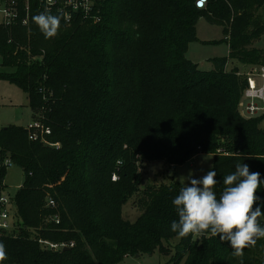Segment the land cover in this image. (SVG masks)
Wrapping results in <instances>:
<instances>
[{"label":"trees","instance_id":"trees-1","mask_svg":"<svg viewBox=\"0 0 264 264\" xmlns=\"http://www.w3.org/2000/svg\"><path fill=\"white\" fill-rule=\"evenodd\" d=\"M196 1L93 0L70 21L59 12V34L45 39L31 19L45 7L33 0L29 24L0 29V79L26 92L51 129L48 143L30 139L23 125L0 130V153L25 173L13 197L15 227L0 228V264H123L170 254L165 243L179 237L172 200L183 184L145 180L142 162L182 165L211 153L218 197L237 163L264 179V113H240L247 78L238 65L227 69L264 66V48L254 46L264 35V0ZM202 17L223 27L230 48L210 59V70L187 57ZM257 195L264 201V184ZM134 196L141 213L132 221L124 206ZM41 240L74 245L52 249ZM232 251L219 237L189 235L166 264H264V238L242 258Z\"/></svg>","mask_w":264,"mask_h":264},{"label":"clouds","instance_id":"clouds-1","mask_svg":"<svg viewBox=\"0 0 264 264\" xmlns=\"http://www.w3.org/2000/svg\"><path fill=\"white\" fill-rule=\"evenodd\" d=\"M45 39L59 34L62 15L52 14L47 8L32 16ZM216 171L210 169L201 178L188 177V183L172 200L178 220L171 223V231L179 237L191 235L219 237L231 247L232 255L243 257L244 249L254 247L257 240L264 238V201L257 193L264 184L259 171H251L246 163H237L235 171L223 177V191L215 192ZM259 202V203H258ZM7 259V250L0 242V262Z\"/></svg>","mask_w":264,"mask_h":264},{"label":"rangeland","instance_id":"rangeland-1","mask_svg":"<svg viewBox=\"0 0 264 264\" xmlns=\"http://www.w3.org/2000/svg\"><path fill=\"white\" fill-rule=\"evenodd\" d=\"M1 20V15H0ZM198 41L192 42L189 45L187 57L196 62L203 70H210L213 68V63L210 58L222 57L229 55V45L224 40L225 34L223 27L209 23L204 17L200 18L197 24ZM218 42H213V41ZM254 46L264 48V35L254 42ZM2 57L0 55V69H7L1 66ZM238 62L230 63L227 69L238 65ZM238 66L241 73L249 67ZM38 120L29 106L28 94L24 92L19 86L8 80L0 79V130L9 124H17L26 126L31 121ZM264 125V121L262 123ZM214 155L211 153H199L194 158L188 160L182 165H170L163 161L142 162L140 164V171L143 173L145 180L152 183L170 182L175 179L182 183H188V177L199 179L205 175L210 169H213ZM4 177L5 186L0 188V196L4 195L13 198L23 184L25 179L24 170L13 163L8 169ZM183 184V183H182ZM8 211V222L12 224L9 231H12L17 222V209L14 202L11 200L5 207ZM3 207L0 203V223L1 211ZM141 211L138 209L137 198L134 196L124 206V217L135 220ZM264 225V218L261 219ZM179 241V237L166 242V247L170 254L162 255L159 251L153 254H143L141 256H129L123 264H166L171 255L174 253V246Z\"/></svg>","mask_w":264,"mask_h":264},{"label":"built area","instance_id":"built-area-1","mask_svg":"<svg viewBox=\"0 0 264 264\" xmlns=\"http://www.w3.org/2000/svg\"><path fill=\"white\" fill-rule=\"evenodd\" d=\"M33 0H0V29L2 27H11L15 24L22 23L23 25L29 24L31 5ZM41 6H44L49 11L59 10L64 14L67 21H70L74 13L84 11L88 14L91 11L93 0H38ZM208 0H197L196 5L199 8H205ZM95 21L99 22L100 18L95 17ZM247 78V85L243 91L242 98L239 103V111L246 118H251L264 113V66L263 65H250L249 69L243 73ZM29 130V137L32 140H41L48 143L46 136L51 134V129L43 125L39 120H34L25 126ZM59 147V143H53ZM14 161L11 157L0 153V188L6 184L4 177H1V172L8 169ZM118 177L114 175L113 179ZM13 201V198L1 195L0 203L2 204L1 223L0 228L9 230L12 224L8 222V211L5 208L8 203ZM49 205L54 206V200H49ZM56 221L59 222L58 217ZM41 242L49 245L52 249H59L71 247L74 242L68 243H54L46 240Z\"/></svg>","mask_w":264,"mask_h":264},{"label":"crops","instance_id":"crops-1","mask_svg":"<svg viewBox=\"0 0 264 264\" xmlns=\"http://www.w3.org/2000/svg\"><path fill=\"white\" fill-rule=\"evenodd\" d=\"M210 59H212V58H210ZM210 59H209V60H210ZM210 62H211V61H210ZM232 63H234V62H232ZM229 64H230V63H229ZM229 64H228V65H229ZM238 66H240V65L238 64ZM243 67H250V66L242 65V68H243ZM227 68H228V66H227ZM240 68H241V66H240ZM248 69H249V68L245 69V72H246ZM194 157H195V156H194ZM194 157H193V158H194Z\"/></svg>","mask_w":264,"mask_h":264},{"label":"water","instance_id":"water-1","mask_svg":"<svg viewBox=\"0 0 264 264\" xmlns=\"http://www.w3.org/2000/svg\"><path fill=\"white\" fill-rule=\"evenodd\" d=\"M64 249H65V250H66V249H69V247H65ZM136 256L138 257V256H140V255H139V254H137Z\"/></svg>","mask_w":264,"mask_h":264}]
</instances>
